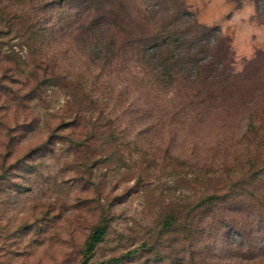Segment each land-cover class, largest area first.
Here are the masks:
<instances>
[{
  "label": "rangeland",
  "instance_id": "rangeland-1",
  "mask_svg": "<svg viewBox=\"0 0 264 264\" xmlns=\"http://www.w3.org/2000/svg\"><path fill=\"white\" fill-rule=\"evenodd\" d=\"M182 1L199 22L221 28L236 53L237 81L201 123L171 116L168 103L141 89L125 94L118 88L109 105L120 117L123 146L113 138L81 153L68 141L44 147L62 121L45 105L33 109L29 86L0 66V264H83L90 235L106 223V238L88 264H105L132 251L117 264H182L179 259L189 260L193 252L242 264L241 252L264 247V228L248 212L234 214L225 230L203 223L195 238L162 234L166 215L179 205L186 214L197 200L189 169L165 158L230 161L243 153L238 139L250 118L264 129V0ZM57 26L50 27L58 31ZM0 31V43L27 50L16 30L5 36L1 21ZM67 63L72 69L77 64L71 58ZM0 64L6 65L3 58ZM55 98L57 107L63 97ZM34 115L39 121L32 127ZM244 262L264 264V258Z\"/></svg>",
  "mask_w": 264,
  "mask_h": 264
},
{
  "label": "trees",
  "instance_id": "trees-1",
  "mask_svg": "<svg viewBox=\"0 0 264 264\" xmlns=\"http://www.w3.org/2000/svg\"><path fill=\"white\" fill-rule=\"evenodd\" d=\"M57 14L60 20L54 21ZM0 21L7 27L5 36L16 30L27 48L24 52L22 45L0 43V58L6 62L0 66L29 86L33 109L45 105L62 121L44 147L68 141L81 153L93 144L105 147L113 138L123 146L120 117L109 105L118 88L125 94L141 89L151 99L168 103L171 116L201 123L239 76L231 38L218 26L199 22L182 0H0ZM56 24L58 31L50 27ZM69 58L77 63L73 69ZM61 96L56 107L55 97ZM250 120L238 139L243 153L230 161L201 164L179 154L165 158L189 169L197 200L186 214V207L179 205L166 215L162 234L180 232L195 238L203 233L201 224L225 230L234 214L246 212L255 215L260 230L264 228V129H257V119ZM38 121L34 115L32 127ZM107 232V223L92 232L83 264L89 263ZM257 248L241 252L242 264L264 258V247ZM135 253L105 264H117ZM203 254L193 252L189 260H179L233 264Z\"/></svg>",
  "mask_w": 264,
  "mask_h": 264
}]
</instances>
